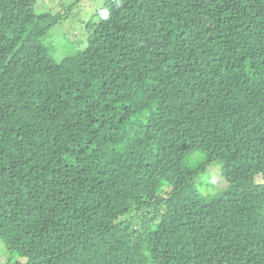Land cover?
I'll return each instance as SVG.
<instances>
[{
    "label": "trees",
    "instance_id": "1",
    "mask_svg": "<svg viewBox=\"0 0 264 264\" xmlns=\"http://www.w3.org/2000/svg\"><path fill=\"white\" fill-rule=\"evenodd\" d=\"M55 1L0 0L3 264H264V0H105L64 54Z\"/></svg>",
    "mask_w": 264,
    "mask_h": 264
},
{
    "label": "rangeland",
    "instance_id": "2",
    "mask_svg": "<svg viewBox=\"0 0 264 264\" xmlns=\"http://www.w3.org/2000/svg\"><path fill=\"white\" fill-rule=\"evenodd\" d=\"M40 4L42 5L45 2H48L49 0H40ZM68 3L75 2L76 0H68ZM62 3V1L60 0ZM105 0H84L82 3H78L74 12L72 15L61 21L57 27H55L52 30L53 35V41L57 47L59 48V52H62L64 54L66 49V45L69 43L66 37L63 35L71 36V34H77L78 35L82 32V26L84 25L83 22H86L87 18H92V16L95 14L98 8L102 7L104 5ZM66 4V3H65ZM63 5V7H60L58 3L54 0L53 3H45L42 6H37L38 11H51V9H55L58 11H65L66 5ZM59 31L63 32V35L60 36ZM68 42V43H67ZM200 155V153H198ZM205 156V154H204ZM211 170H206V176L209 174L210 171L214 173V182L218 185V187H226L225 181L220 176L219 168L218 167H211ZM205 176V177H206ZM204 179V177L202 178ZM258 182H262L261 177L257 178ZM7 252L4 246V243L0 240V264H3L8 259Z\"/></svg>",
    "mask_w": 264,
    "mask_h": 264
}]
</instances>
